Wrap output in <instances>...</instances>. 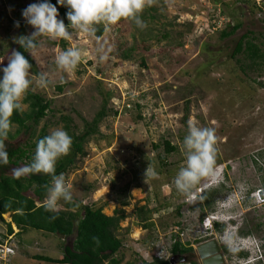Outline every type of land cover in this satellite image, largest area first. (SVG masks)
<instances>
[{
	"label": "rangeland",
	"instance_id": "rangeland-1",
	"mask_svg": "<svg viewBox=\"0 0 264 264\" xmlns=\"http://www.w3.org/2000/svg\"><path fill=\"white\" fill-rule=\"evenodd\" d=\"M31 3L40 0H0V61L5 64L11 52L19 50L16 40L34 31L21 16ZM260 13L264 15V5L261 9L256 0H145L140 13L147 24L143 30L131 19H122L114 25L95 24V31L98 25L103 27L100 37L71 28L70 39L39 37L41 44L31 55L29 90L51 100L52 106L36 133L45 124L49 134L57 128L66 131L65 117L79 134L84 120L92 121L102 112L100 133L85 143L86 155L75 159L76 168L63 175L77 201L106 203L108 215L120 207L127 188L124 263L144 264L157 254L171 258L178 236L196 249L207 239L205 224L217 220L223 225L217 239L221 236L228 249H235L226 255L227 264H264V201L253 194L264 186V71L250 68L246 54H234L247 32L255 34L264 49ZM17 20L19 28L13 26ZM235 24L240 28L234 34L222 35ZM70 47L80 50L79 63L70 71L58 69L55 56ZM41 73L50 81L47 87L36 83ZM189 123L214 128L217 149L213 174L202 178L191 196L178 192L174 184L185 160L182 141ZM32 131L9 141L25 145ZM166 141L177 151L167 154ZM147 168L155 175L145 176ZM7 173L12 175V170ZM149 196L157 200L149 203ZM157 206L161 209L153 213L156 229H145L135 218V209ZM62 207L59 201L58 208ZM4 226L0 225V239L5 237ZM48 235L20 248L12 263L54 264L35 255L61 258L64 244L74 236ZM157 241L159 250L154 246ZM238 251L249 256L239 257Z\"/></svg>",
	"mask_w": 264,
	"mask_h": 264
},
{
	"label": "trees",
	"instance_id": "trees-1",
	"mask_svg": "<svg viewBox=\"0 0 264 264\" xmlns=\"http://www.w3.org/2000/svg\"><path fill=\"white\" fill-rule=\"evenodd\" d=\"M41 2L43 0H40ZM52 3L55 4V0H52ZM58 11L60 18H63L66 9L59 7ZM68 23L65 19V24L67 25ZM239 28L240 24H235L230 30H224L222 35H232ZM103 33V27L98 25L95 35L100 37ZM250 35L254 37L251 38ZM257 39L258 37L256 38V35L251 32L244 33L236 44L234 54H246L250 68L257 71H264V49L261 48V44L255 41ZM37 42L39 45L41 44L39 37L37 38ZM19 51L29 59L32 68L34 64L33 57L28 51L22 49L20 45ZM58 89L62 90L63 86H59ZM110 95L111 92L108 93L103 105V111L106 109L107 100ZM23 102L28 104L27 110H23L21 113L13 112L10 117L12 122L11 128L5 141L8 151V163L0 166V225L6 226V234L8 236L14 232L13 223L21 230L35 229L59 235L63 239L74 236L71 243L64 244L61 258L35 255V258L41 261L54 264H131V262L124 263V255L121 253L125 240V234L122 232V222L129 217L125 209L126 206L130 205V200L127 199V195L125 194L127 188L123 190V196L125 198L120 199L118 202L120 207H116L112 215L104 212L106 203L100 205L96 203L93 205L84 204L81 201H77L73 196L70 202L60 200V202L62 201L63 207L58 208L56 212H49L45 211L42 203L46 198L47 187L51 184V175L38 173L17 178L7 173L11 165L16 166L27 160L32 161L35 154L36 142L44 136L49 135L47 124L40 129L38 134L36 133L35 127L40 124L41 120L51 110L52 101L46 99L40 93L28 90ZM101 113L97 114L92 121L84 120V130L79 134L71 130V119L64 117L66 121L65 129L72 138V145L68 153L71 155H66L57 161L55 165L56 175H68V173L76 168L75 159L79 155H86L85 143L91 136L100 133L99 124L102 120ZM14 125H17V128L13 133L12 128ZM32 129V138L25 145H16L9 141L23 131L29 132ZM177 149L178 147L172 145L171 142H165V151L167 154H171L177 151ZM155 200H157L155 196L153 199L150 196L148 197L149 203H154ZM206 201L208 203L207 199ZM159 209L161 208L158 206L152 209L138 207L135 209L134 216L143 223L145 229L154 230L156 229V224L153 220V213L156 210L159 211ZM8 213L10 214L11 221H6L3 216ZM217 226L219 227V223ZM241 234L247 235L249 231H241ZM171 253L173 255L188 254L191 255V258L195 255L194 248L190 246V243H183L179 236L172 244ZM240 255L243 257L247 256L245 253H240ZM188 262L190 264H199L195 258L189 259ZM144 264L172 263L170 258L155 256L152 261H146Z\"/></svg>",
	"mask_w": 264,
	"mask_h": 264
},
{
	"label": "clouds",
	"instance_id": "clouds-1",
	"mask_svg": "<svg viewBox=\"0 0 264 264\" xmlns=\"http://www.w3.org/2000/svg\"><path fill=\"white\" fill-rule=\"evenodd\" d=\"M59 7L66 9L63 18H60ZM144 7L145 0H55V4L52 0H43L41 3H31L22 10L21 16L34 31L30 36L19 37L16 43L32 55L39 47L38 37L70 39L69 27L91 36L95 33V24L114 25L122 19H131L137 28L143 30L147 27L140 16ZM65 19L69 22L67 25ZM13 26L19 28L20 21H14ZM80 59V50L70 47L59 51L54 63L58 69L70 71ZM31 66L29 59L19 50L11 52L6 64L0 61V166L8 163L5 141L11 128L10 117L13 112H23L22 98L33 83L30 79ZM36 83L43 88L50 81L41 73ZM71 145L72 138L68 133L57 128L36 142L35 154L30 164L12 170V175L17 178L38 173L51 175V184L47 187L46 198L42 203L45 211L56 212L60 200L70 202L73 199L64 175L55 174L57 160L69 153ZM215 145L214 128L197 127L189 123L188 132L182 141L185 160L174 178L178 192L191 196V190L201 179L213 174L217 151ZM149 174L155 175L147 168L145 176ZM5 241L0 239L2 243ZM229 250L235 251L232 248ZM16 254L17 252L11 263Z\"/></svg>",
	"mask_w": 264,
	"mask_h": 264
},
{
	"label": "flooded vegetation",
	"instance_id": "flooded-vegetation-1",
	"mask_svg": "<svg viewBox=\"0 0 264 264\" xmlns=\"http://www.w3.org/2000/svg\"><path fill=\"white\" fill-rule=\"evenodd\" d=\"M11 169H8V172L10 171ZM218 223H219V227L217 226L218 225ZM222 224H221V222H219V221H211V226H207L206 227V229H205V237L207 238L206 240H204V241H201L199 244H201V243H207V242H209L210 240H213V239H215V240H217V242H218V252H216L215 254H211V255H209V257H213V256H215V255H219V256H221L222 257V259H223V264H227V262H226V255L229 253V249H228V247H227V245H226V243H224L223 241H220V239H221V236L219 237V239H217V237H216V232L217 231H221L223 228H222ZM240 233H241V231H240ZM210 235H213V236H210ZM198 244V245H199ZM197 245V246H198ZM190 246H192L193 248H194V246L192 245V244H190ZM197 246H196V249H194V252H195V250H196V252H195V255H194V257H192V258H195L196 260L199 258V259H201V261H203L202 260V258L198 255V253H197ZM211 249H215V245H212L211 246ZM244 250V249H243ZM258 250L260 251L261 249H260V247L258 246ZM240 253H245V254H247V256H249V252L247 253V252H245V251H238L236 254H237V256H239V257H242V258H245V257H247V256H245V257H243V256H241L240 255ZM197 255H198V258H197ZM183 257H185L186 258V261H187V263H189L188 261H189V259H192L191 258V255H180V254H175V255H172V257L171 258H173V259H178V261H180L181 259L180 258H183ZM230 257H232V256H230ZM185 261V262H186ZM203 263V262H202Z\"/></svg>",
	"mask_w": 264,
	"mask_h": 264
},
{
	"label": "crops",
	"instance_id": "crops-1",
	"mask_svg": "<svg viewBox=\"0 0 264 264\" xmlns=\"http://www.w3.org/2000/svg\"><path fill=\"white\" fill-rule=\"evenodd\" d=\"M13 168H16V166L9 168V169L13 170ZM5 220L11 221V217L9 214L5 215ZM12 226H13L14 232L9 236L6 234V226H4L5 227V233L4 234L7 235V237L6 238L2 237L1 239L7 240L9 238H12L10 241L12 242L13 246L15 247L16 252H18V250H20V248H24V247L26 248L27 246L31 247L30 244H28V243H30L32 239L35 240L36 237L39 238L41 235L49 236L48 234H52V233H47V232L39 231V230H35V229L21 230V229H18L14 223L12 224Z\"/></svg>",
	"mask_w": 264,
	"mask_h": 264
},
{
	"label": "built area",
	"instance_id": "built-area-1",
	"mask_svg": "<svg viewBox=\"0 0 264 264\" xmlns=\"http://www.w3.org/2000/svg\"><path fill=\"white\" fill-rule=\"evenodd\" d=\"M256 2L258 6L262 9L264 1L256 0ZM262 18H264V15L262 16ZM253 194L254 196H256V198L260 199L261 201H264V186L257 188L255 190V193ZM205 225L211 226V220H209L208 223H206ZM11 239L12 238H9L3 243L0 242V264H11L12 257L16 253L15 247L8 244ZM154 246L157 250L160 249L158 241L154 243ZM156 257H160V255L157 254Z\"/></svg>",
	"mask_w": 264,
	"mask_h": 264
},
{
	"label": "water",
	"instance_id": "water-1",
	"mask_svg": "<svg viewBox=\"0 0 264 264\" xmlns=\"http://www.w3.org/2000/svg\"><path fill=\"white\" fill-rule=\"evenodd\" d=\"M212 245H215V249L214 250L211 249ZM216 252H218V242L215 239L210 240L207 243H201V244H199L197 246V253L202 258L203 264H223L222 263L223 259H222L221 256L215 255L213 257H209V255L215 254ZM180 259H181L180 261H183V262L186 261L185 257L180 258ZM170 260H171L172 264H175L173 258H170Z\"/></svg>",
	"mask_w": 264,
	"mask_h": 264
}]
</instances>
